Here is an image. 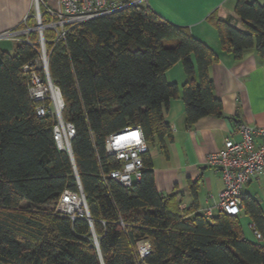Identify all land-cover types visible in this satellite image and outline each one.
Here are the masks:
<instances>
[{"label":"trees","instance_id":"16d2710c","mask_svg":"<svg viewBox=\"0 0 264 264\" xmlns=\"http://www.w3.org/2000/svg\"><path fill=\"white\" fill-rule=\"evenodd\" d=\"M236 13L243 29L215 21L222 47L238 58L253 48L264 56V4L238 0ZM32 18L23 27H35ZM53 37L45 30L50 78L64 101L63 119L76 130V170L56 145V118L39 116L29 92L32 71L24 68L39 57L33 31L14 54L0 52V264H264L259 201L244 200L262 234L253 242L238 216L207 218L195 204L182 211L178 194L164 195L156 185L150 147L167 152L172 133L164 109L180 94L166 73L182 63L188 126L221 116L209 73L214 50L140 4L77 24L56 44ZM129 125L142 127L148 151L141 181L124 187L109 177L121 164L107 155L106 138ZM76 171L90 219L55 212L65 190H78ZM191 191L196 197L195 183ZM143 240L151 251L142 258Z\"/></svg>","mask_w":264,"mask_h":264},{"label":"crops","instance_id":"0c3cea01","mask_svg":"<svg viewBox=\"0 0 264 264\" xmlns=\"http://www.w3.org/2000/svg\"><path fill=\"white\" fill-rule=\"evenodd\" d=\"M114 1H137V4L150 8L162 19L189 29L216 54L209 73L214 82V95L222 102V115L203 117L187 125L182 100L187 75L182 63L178 62L166 73L167 80L177 84L180 90L179 97L172 99L164 109L172 137L167 142V152L155 145L159 151V154H155L150 147L159 192L164 195L176 193L185 208L195 204L198 212H202L206 207L215 205L225 186L221 172L207 164V156L223 149L227 139H240L237 132L239 123L264 126V56L253 48L244 51L238 58L221 45L216 19L244 28L236 13L238 0ZM248 1L264 4V0ZM32 13L33 0H0V39H4L0 40V52L16 51L21 37L7 36V33L23 30ZM160 154L164 160L160 159ZM192 183L197 187L196 197L191 191ZM244 193L259 201L264 213V175L253 178L245 186ZM210 195H213L212 200ZM238 217L245 238L262 242L256 237L255 227L245 209Z\"/></svg>","mask_w":264,"mask_h":264},{"label":"built area","instance_id":"2783aa9c","mask_svg":"<svg viewBox=\"0 0 264 264\" xmlns=\"http://www.w3.org/2000/svg\"><path fill=\"white\" fill-rule=\"evenodd\" d=\"M53 1L55 6H50L48 0H33L32 15L36 20V26H26L21 31H13L6 35L19 38L29 36L33 31L38 33L39 57L24 68L32 71L29 92L32 99L39 103L37 107L39 116L51 113L56 118L54 128L56 145L60 150L68 152L74 164L71 141L76 130L74 125L66 123L63 119L64 101L59 89L54 86L59 92L58 102L51 92L53 83L49 74L50 53L46 46L45 30L53 31L52 42L56 44L66 37L73 26L135 5L137 1L132 3H118L114 0ZM237 132L240 135L239 140L229 138L225 141L223 149L207 156V164L221 172L225 185L215 205L208 206L202 211L207 218H213L220 212L238 216L245 208V186L253 178L264 175V126H251L241 122L237 125ZM147 151L148 143L140 125H129L110 134L106 138L107 155L115 157L121 165L118 169L111 170L109 177L124 187H131L141 181L143 155ZM76 179L78 190H65L55 205V212L67 215L72 220L77 217L90 219L88 203L77 171ZM209 198L212 200L213 195ZM180 208L182 211L186 209L184 205H180ZM254 233L258 239H262V234L258 230L255 229ZM137 247L142 258L150 254L151 245L148 240L138 242Z\"/></svg>","mask_w":264,"mask_h":264},{"label":"rangeland","instance_id":"374dc122","mask_svg":"<svg viewBox=\"0 0 264 264\" xmlns=\"http://www.w3.org/2000/svg\"><path fill=\"white\" fill-rule=\"evenodd\" d=\"M48 2H49V5H50V6H55V1H53V0H48ZM33 19H34V20H33ZM32 20L35 22V25H36L37 23H36V20H35L34 17L32 18ZM0 40H4V39H0ZM11 52H12V54H14L15 51H11ZM53 97H54V96H53ZM54 98H55V97H54ZM151 147H152V152H153V153H155V154H156V153L159 154L158 148L156 149V147L153 146V145H152ZM153 147H155V148H153ZM159 157H160L161 160H164V159H165L164 157L162 158V155H161V154L159 155ZM24 205H26V204H24ZM246 226H247V228H249V225H248V224H247Z\"/></svg>","mask_w":264,"mask_h":264},{"label":"bare ground","instance_id":"6f19581e","mask_svg":"<svg viewBox=\"0 0 264 264\" xmlns=\"http://www.w3.org/2000/svg\"><path fill=\"white\" fill-rule=\"evenodd\" d=\"M51 92L53 93V96L55 97L56 101L58 102L60 96H59V92L58 89L54 87V85H51Z\"/></svg>","mask_w":264,"mask_h":264},{"label":"water","instance_id":"95a60500","mask_svg":"<svg viewBox=\"0 0 264 264\" xmlns=\"http://www.w3.org/2000/svg\"><path fill=\"white\" fill-rule=\"evenodd\" d=\"M59 92H60V90H59ZM60 94H61V92H60ZM96 237V236H95ZM96 243H97V245H98V242H97V240H96Z\"/></svg>","mask_w":264,"mask_h":264}]
</instances>
